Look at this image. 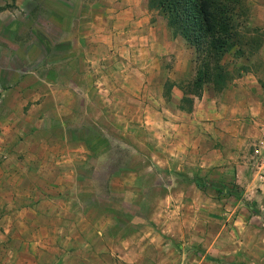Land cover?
I'll return each instance as SVG.
<instances>
[{
    "label": "crops",
    "instance_id": "1",
    "mask_svg": "<svg viewBox=\"0 0 264 264\" xmlns=\"http://www.w3.org/2000/svg\"><path fill=\"white\" fill-rule=\"evenodd\" d=\"M250 1L264 27V0ZM87 2L77 25L66 15L54 22L61 36L52 44H69L64 75L70 96L59 102L62 145L53 151L63 174L59 183H46L39 176L41 153L25 167L29 174L37 172L34 181L31 175L22 179L33 207L21 234L25 250L52 253L48 259L37 256L35 264H264V213L252 211L248 202L260 197L252 144L264 129V42L254 56H244L250 67L223 84L211 77L187 107L191 59L185 52L192 47L184 38L154 22L144 0ZM257 58L260 66L252 67ZM94 108L99 112L93 122L116 130L130 126L126 133L135 152L152 158V166L189 177L166 182L158 198H149L143 216L124 213L125 194L102 203L95 190L76 191L75 161L85 150L65 128L84 123ZM193 173L231 180L244 189V198L201 188ZM122 182L133 190L140 186L136 180ZM46 186L57 189L55 195H47Z\"/></svg>",
    "mask_w": 264,
    "mask_h": 264
},
{
    "label": "rangeland",
    "instance_id": "2",
    "mask_svg": "<svg viewBox=\"0 0 264 264\" xmlns=\"http://www.w3.org/2000/svg\"><path fill=\"white\" fill-rule=\"evenodd\" d=\"M87 7V0H0V264H35L37 256L44 255L48 259L52 255L50 251L43 254L25 250L21 234L26 232L27 211L33 207L27 200L30 188L22 179L31 175L35 180L36 170L29 174L25 167L36 163L37 153H41L39 165L44 166L43 170L39 168V176L51 185L62 179L54 152L62 145L58 138L62 131L57 119L59 102L63 96L65 100L70 96L68 78L64 75L69 70V44H52L53 39L61 36L54 22L66 15L68 21L77 25L78 20L85 18ZM149 9L154 22L168 27L173 36L179 35L167 25L165 11ZM242 9L244 15L236 31L243 37L239 46L235 45L222 58L223 68L230 77L250 67L244 56H254L264 42V27L251 1L243 0ZM185 53L187 56L189 53L191 59V68L185 78L189 83L185 89L187 97L192 99L191 80L200 65L193 47ZM259 61L253 59L252 67H259ZM90 112L85 113L88 121L65 128L68 136L85 150L75 161L78 193L90 195L95 190L102 203L107 196L125 194L130 199H125L124 213L143 216L150 206L149 198H158L166 182L173 178H189L183 172L167 171L162 164L152 166V158L135 152V143L128 136L131 133H126L130 126L116 130L114 126L97 124L92 119L95 120L99 111L94 108ZM35 140H38V147ZM122 169L128 170L122 172ZM194 177H204L217 184H235L212 173H193ZM122 180H136L140 186L133 190ZM107 181H111L109 186H106ZM98 184L101 187L93 189L92 186ZM237 186L243 196L244 189ZM124 188L127 191L122 192ZM254 189L260 196L259 201L251 198L249 206L256 213H264V194ZM42 190L47 195H55L57 189L46 186ZM68 193H72V188ZM139 201L143 202L138 204Z\"/></svg>",
    "mask_w": 264,
    "mask_h": 264
},
{
    "label": "trees",
    "instance_id": "3",
    "mask_svg": "<svg viewBox=\"0 0 264 264\" xmlns=\"http://www.w3.org/2000/svg\"><path fill=\"white\" fill-rule=\"evenodd\" d=\"M243 0H147L148 8H160L166 12L167 25L181 35L195 49L197 69L193 82L194 95L200 94L202 84L213 78L223 84L229 77L223 68L222 58L235 45L240 44L243 35L236 31L244 15ZM201 54V57H200ZM187 93V92H186ZM187 107L192 99L183 98ZM201 188L211 186L218 193L233 195L242 199L237 185L217 184L204 177H194Z\"/></svg>",
    "mask_w": 264,
    "mask_h": 264
},
{
    "label": "built area",
    "instance_id": "4",
    "mask_svg": "<svg viewBox=\"0 0 264 264\" xmlns=\"http://www.w3.org/2000/svg\"><path fill=\"white\" fill-rule=\"evenodd\" d=\"M253 177L256 188L264 194V129L260 137L252 144ZM116 262L121 263L116 255Z\"/></svg>",
    "mask_w": 264,
    "mask_h": 264
}]
</instances>
